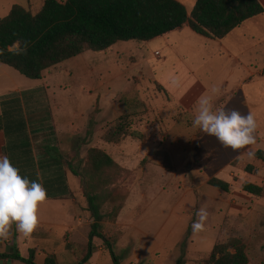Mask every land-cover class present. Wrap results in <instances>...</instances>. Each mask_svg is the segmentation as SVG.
Segmentation results:
<instances>
[{"label": "rangeland", "instance_id": "374dc122", "mask_svg": "<svg viewBox=\"0 0 264 264\" xmlns=\"http://www.w3.org/2000/svg\"><path fill=\"white\" fill-rule=\"evenodd\" d=\"M43 2L0 0V17L14 4L37 13ZM256 24L264 25V19ZM255 33L264 39V29ZM154 40L144 43L129 40L140 44L141 51L138 45L123 51L116 46L107 51H86L53 66L52 74H43L40 80L29 79L0 63V71L9 72L0 77V95L3 93V99L22 98L33 140L40 145L44 143V148L53 144L65 166L83 160V167L88 149L98 147L123 167L109 185L113 201L103 208L106 214L103 230L113 241L121 264H178L180 259L181 264H204L215 244L233 238L245 245L249 264H264V193L253 195L242 188L245 181L264 186V159H256V170L242 168L233 175L217 174L219 167L230 160L227 147L194 127L193 113H180L174 107L163 109L161 97L168 104L172 100L163 96L158 87H143L142 82L133 78L139 68L155 69L161 60L150 58L140 66L131 67V72L111 78L113 58L122 60L113 69L125 71L129 66L126 62L129 51L150 56L146 48ZM126 43L121 41L118 45ZM155 43L153 50L163 49L161 41ZM141 89L144 101L134 104L137 100L134 93ZM104 90L118 94L101 100L99 92ZM252 90L247 83V96L264 133V105L258 102L264 99V75L254 88L260 90V97L255 99ZM114 99H121V103L114 104ZM223 101L215 109H220ZM124 115L130 131L144 133V140L129 134L121 136L118 142L106 139L109 130ZM91 120L94 127L89 133ZM56 149L52 152L54 156ZM38 151L45 150L40 147ZM244 159L248 157L245 155ZM66 171L71 195L47 198L40 205L39 226L30 236L18 233L13 225L10 239L0 240V252H11L16 245L23 256H28L30 249H34L39 264L48 255L56 256L60 264H75L85 255L93 219L87 210L81 178L69 169ZM212 177L230 181V191L211 186L208 182ZM200 207L207 209L208 219L203 231L193 233L191 224ZM94 242L96 251L86 264H114L103 240L95 237ZM0 264L26 263L0 259Z\"/></svg>", "mask_w": 264, "mask_h": 264}, {"label": "trees", "instance_id": "16d2710c", "mask_svg": "<svg viewBox=\"0 0 264 264\" xmlns=\"http://www.w3.org/2000/svg\"><path fill=\"white\" fill-rule=\"evenodd\" d=\"M262 14L264 5L260 0H196L191 11L179 0H44L37 13L14 4L5 16L0 17V63L29 79L39 80L49 67L89 50L104 51L119 41L143 43L185 24L198 34L223 39L246 20ZM14 44L21 48L26 44L27 51L21 54L9 51V46ZM157 87L165 90L159 84ZM21 99L13 96L1 101L0 131L5 133L9 146L5 155L22 175L30 180L40 179L47 190V198L62 199L71 195L66 168L80 177L87 210L93 221L87 251L75 264L88 263L97 248L95 237L103 240L113 263L121 264L113 241L103 230L106 216L103 208L108 201H113L109 185L123 167L98 147L88 149L83 167V160L77 164L68 162L65 166L59 150L51 145L46 147L50 158L36 162L25 104ZM126 117L121 116L115 127L109 130L106 138L109 142H118L126 134L145 139L144 133L130 131L124 122ZM93 127L94 121L91 120L89 133ZM55 149L58 150L57 156L52 154ZM255 157L263 159L264 150L258 149ZM80 164L82 168L79 170ZM245 170H255V166L249 164ZM208 183L225 192L231 189L230 183L219 177H212ZM242 188L253 195L264 193V186L250 181H245ZM0 259L39 264L35 261L34 249H30L28 256H23L16 245L11 252H0ZM181 263L182 260H178V264ZM41 264L60 262L56 256L48 255ZM204 264H249V257L245 245L233 238L215 244Z\"/></svg>", "mask_w": 264, "mask_h": 264}, {"label": "crops", "instance_id": "0c3cea01", "mask_svg": "<svg viewBox=\"0 0 264 264\" xmlns=\"http://www.w3.org/2000/svg\"><path fill=\"white\" fill-rule=\"evenodd\" d=\"M179 1L187 7L188 11H191L196 3V0ZM260 1L264 5V0ZM260 19H264V14L246 20L223 39H214L198 34L188 24H185L179 29L156 37V40L161 41L163 45L162 50L152 49V46H156V40L147 44L146 50L151 53L150 56L146 53L137 55L130 50L128 60H126V62H129V66L126 67L125 71L122 69L120 72L119 69H113L116 62L122 61L119 58H113L110 69L114 73L111 78L117 79L118 75L129 72L131 67L140 66L148 62L150 58L158 59L161 60V63L157 68L154 69L152 66L145 69L139 68L136 71L138 75L133 78L138 82H142L143 87L155 89L159 84L168 92L161 90L163 96L172 100V103L168 104L161 97V107L163 109L165 107H170L169 109L174 107L180 113L191 112L195 116L199 109V100L203 97H209L214 108L217 103H221L224 100L220 108L237 109L242 114H247L251 111L254 114L246 93V85L248 83L253 89L252 95L255 99L260 97V90H254L255 85H258L264 75V39H261L260 35L255 33V30L264 29L263 24H256V21ZM247 32L249 33L247 34ZM118 43H121V41L112 46H116L117 50L120 51L127 47L138 45L130 41L123 45H118ZM136 47L141 51L140 44ZM104 51H107V49ZM157 51H159V54H155ZM131 59H133L132 62H130ZM52 67L44 70L43 74H52L54 70ZM0 74V77H2L9 74V72L1 69ZM128 74L134 75L135 73ZM216 89H219V92L215 91ZM99 93L102 95L101 100L108 97H116L118 94H112L105 90ZM143 94V89L134 93L133 97L137 96L134 104L139 100L144 101ZM2 95L3 93L0 95V115L2 114ZM114 101V104L121 103V99H114ZM263 101L264 99L258 100L260 105H264ZM26 119L28 125L27 114ZM71 119L72 117L69 116L67 120L70 121ZM28 131L30 133L29 126ZM255 136L256 143L254 145L246 146L237 151L227 147L230 160L219 167L217 174L226 172L233 175L234 172L242 171V168L244 169L249 164L254 165L256 170L258 168L256 159L258 158L255 157V152L258 149L264 150V133L260 131L259 125ZM30 138L36 162L50 158L49 153L45 149L46 147L44 148V143L40 145L34 141L31 134ZM48 145L54 146L53 144ZM7 147L9 146L7 145L5 133L0 131V155H5ZM40 147L45 151L39 152L38 148ZM245 155L248 159H244ZM228 182L230 183V181Z\"/></svg>", "mask_w": 264, "mask_h": 264}, {"label": "clouds", "instance_id": "9594fccd", "mask_svg": "<svg viewBox=\"0 0 264 264\" xmlns=\"http://www.w3.org/2000/svg\"><path fill=\"white\" fill-rule=\"evenodd\" d=\"M9 51L21 54L27 51V45L21 48L14 44L9 46ZM215 91L219 92V89ZM192 125L233 150L256 143L258 123L251 111L242 114L237 109H215L209 97L199 100ZM47 197V190L39 178L30 180L7 155H0V240L10 239L13 225L18 233L30 236L39 226L40 205ZM195 215L191 229L193 233H199L204 230L209 213L200 207Z\"/></svg>", "mask_w": 264, "mask_h": 264}, {"label": "built area", "instance_id": "2783aa9c", "mask_svg": "<svg viewBox=\"0 0 264 264\" xmlns=\"http://www.w3.org/2000/svg\"><path fill=\"white\" fill-rule=\"evenodd\" d=\"M156 54H159V51H157Z\"/></svg>", "mask_w": 264, "mask_h": 264}]
</instances>
